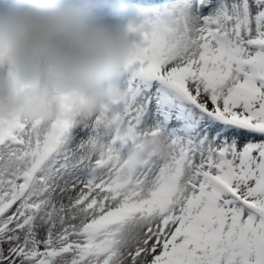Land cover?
<instances>
[{
  "label": "snow or ice",
  "instance_id": "1",
  "mask_svg": "<svg viewBox=\"0 0 264 264\" xmlns=\"http://www.w3.org/2000/svg\"><path fill=\"white\" fill-rule=\"evenodd\" d=\"M125 99L0 120V264H264V0H146Z\"/></svg>",
  "mask_w": 264,
  "mask_h": 264
},
{
  "label": "clouds",
  "instance_id": "2",
  "mask_svg": "<svg viewBox=\"0 0 264 264\" xmlns=\"http://www.w3.org/2000/svg\"><path fill=\"white\" fill-rule=\"evenodd\" d=\"M100 0H0V120L87 119L125 99L138 42L155 20L106 22Z\"/></svg>",
  "mask_w": 264,
  "mask_h": 264
},
{
  "label": "bare ground",
  "instance_id": "3",
  "mask_svg": "<svg viewBox=\"0 0 264 264\" xmlns=\"http://www.w3.org/2000/svg\"><path fill=\"white\" fill-rule=\"evenodd\" d=\"M11 4H15V3H11ZM140 8H141V11H142V10H144V11H149V9L147 8V6H146L145 9H144L142 6H140ZM96 11L98 12V14H100L101 16L104 17V19H105L106 22H109V23H116V22L119 20V18L122 17V14L125 13V12H124V7H123L122 5H120V6L118 7V9H117L116 18H117L118 20H116V19H112V17H109V16H107L106 14L104 15V13H103L102 11H100V10H97V9H96ZM126 81H127V78H126L125 80L121 81V87H122V88H124V87L126 86Z\"/></svg>",
  "mask_w": 264,
  "mask_h": 264
},
{
  "label": "rangeland",
  "instance_id": "4",
  "mask_svg": "<svg viewBox=\"0 0 264 264\" xmlns=\"http://www.w3.org/2000/svg\"><path fill=\"white\" fill-rule=\"evenodd\" d=\"M133 4L136 5V4H137L136 1H133ZM123 7H124V6H123ZM127 13H128V12H126V14H127Z\"/></svg>",
  "mask_w": 264,
  "mask_h": 264
}]
</instances>
